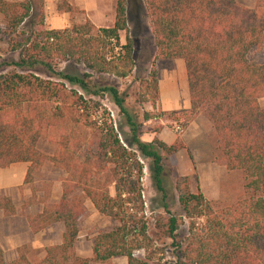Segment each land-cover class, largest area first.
I'll return each instance as SVG.
<instances>
[{
	"label": "trees",
	"instance_id": "16d2710c",
	"mask_svg": "<svg viewBox=\"0 0 264 264\" xmlns=\"http://www.w3.org/2000/svg\"><path fill=\"white\" fill-rule=\"evenodd\" d=\"M42 2L0 0L4 24L0 34L6 37L8 53L17 54L14 62L0 64V168L28 164L23 184L31 182L45 161L61 170L64 179L58 200L25 218L33 234L52 223H60L63 230L60 243L44 247L40 260H27L26 246H21L9 264H104L120 257L126 264H148L134 256L148 248L141 216L143 168L138 157L147 160L151 186L164 196L163 161L182 150V145L177 139L170 145L156 138L142 142L138 124L116 89L88 92L90 74L124 79L131 73L126 5L136 11L143 8L155 48L137 103L153 107L157 99L155 63L180 60L189 102V109L181 113L187 120L198 112L204 115L220 164L243 178L242 196L222 207L206 201L198 190L192 193L187 177L174 178L186 222L185 238L173 242L174 264H264V108L257 103L264 94V61L256 65L247 59L253 48L264 52V2L258 3L259 14L234 0H115L111 27L95 28L85 20L61 30L42 27ZM63 7L64 12H72L67 4ZM35 11L39 15L32 23ZM23 28L29 29V36L19 43L12 41ZM121 32L123 44L118 37ZM55 62L81 65L86 73L80 78L57 75L92 97L107 93L128 133L113 125L98 102L32 73L37 67L52 72ZM142 118L148 121L151 115L143 113ZM48 131L55 133L54 152L46 156L36 144ZM85 200L113 224L92 238L90 258L74 253L77 225L87 214ZM162 209L167 218L159 229L173 241L178 221L165 205ZM0 211L14 215L9 198L0 197ZM0 264H5L1 250Z\"/></svg>",
	"mask_w": 264,
	"mask_h": 264
},
{
	"label": "rangeland",
	"instance_id": "374dc122",
	"mask_svg": "<svg viewBox=\"0 0 264 264\" xmlns=\"http://www.w3.org/2000/svg\"><path fill=\"white\" fill-rule=\"evenodd\" d=\"M234 1L240 7L255 9L257 13H262L258 3L262 4L264 0ZM114 3L115 0H89V18L87 19L84 12L73 8H71L72 12L67 14V18L62 17L63 5L67 4L66 0H59L55 6L50 5L46 9L42 2V27L52 29L57 18L61 17L68 22V28L71 24H83L85 20L89 21L95 28H109L113 23ZM125 8L126 27L132 45L131 73L124 79H117L108 74H90L88 92L107 87L116 89L123 98L125 110L138 124L139 139L142 142H147L153 138L159 140V134L162 132L164 142H168L171 137H174L181 143L182 150L163 161L164 196L155 192L151 186L147 172V160L138 157L143 168L140 180L141 216L146 227L148 248L145 252H135L134 256L138 259H146L148 264H174L176 248L173 242L175 244L180 243L186 236V222L177 203V194L173 184L174 178L187 177L189 190L192 193H196L198 190L203 198L215 207L231 205L242 196L243 178L240 172L227 171L220 164V157L210 123L201 112L196 113L193 119L187 120V117L181 111L165 110L164 103L169 102L168 100L174 95L180 102L185 98L188 99L184 67L180 60L156 62L154 68L156 70L157 99L154 101L153 107L149 103H137L138 94L141 92V82L148 79L152 68L155 48L149 31V22L143 8L137 11L130 8L129 5H126ZM38 15L37 11L33 13L32 23L36 21ZM62 25L64 24L59 26ZM3 26L0 16L1 31ZM36 28L34 27L33 30H37ZM28 30L26 28L19 29L17 37L13 36L11 40L17 43L21 42L29 36ZM118 37L119 42L123 44L124 34L121 32ZM0 38L2 39L0 42V64L7 61L14 62L17 54H9L6 37L0 34ZM247 59L256 65H261L264 61V52L253 48L248 53ZM32 73L43 80L63 83L65 87L74 90L85 99L98 102L109 114L113 125L115 127L120 125L123 134L128 133L123 124V119L118 116L117 109L111 103L107 93H100V97H92L90 93H83L77 87L66 84L57 75L60 73L80 78L82 74L86 73L81 65L72 62H55V64H52V72L37 67L32 70ZM257 103L260 108H264V94L257 98ZM143 113L150 114V120L144 121L142 118ZM54 135V132L48 131L36 144L37 149L46 156L52 155L54 152L52 143V139L55 138ZM118 138L122 140V135L118 134ZM63 179L64 173L45 161L41 168L33 173L31 182L23 184L29 193V197L20 200V210L23 211L27 206L34 205L35 209L40 212L43 206H49L56 202L60 195V186ZM83 205L87 214L77 225L74 253L80 258H90L92 238L98 233L108 231L113 224L106 217L98 214L87 200L84 201ZM162 205H165L169 214L178 221L173 241L166 238L160 230L162 223L167 218ZM37 225H40L39 222H37ZM61 232L62 225L52 223L36 233L34 244L25 245L27 260L31 262L40 260L43 256L44 247L60 242ZM10 262L6 260L5 264ZM104 264H126V260L120 257Z\"/></svg>",
	"mask_w": 264,
	"mask_h": 264
},
{
	"label": "crops",
	"instance_id": "0c3cea01",
	"mask_svg": "<svg viewBox=\"0 0 264 264\" xmlns=\"http://www.w3.org/2000/svg\"><path fill=\"white\" fill-rule=\"evenodd\" d=\"M5 1L9 3H16L21 2L22 0ZM58 1L59 0H43L44 8L46 9V7L48 8V6L50 5L55 6ZM66 1L69 7L84 12L85 18H89V0ZM67 14L69 13L63 11L62 17L67 18ZM64 18H57L55 26L52 28V30H61V28H68V22ZM61 21H63L64 23ZM60 24L64 25L59 26ZM168 101L169 102L164 103L165 110L167 111H185L189 109V102L187 98L180 102L174 95ZM162 136L163 134L161 132L159 134V140L167 145H170L175 140L174 137H171L168 142H164ZM27 166L28 164L26 163H15L10 164L5 168H0V197L9 198L15 211L14 215L12 216H4L0 211V250L2 252L4 263L6 260L13 261L14 259H16L17 248L25 245H33L36 241V234H33L31 232L25 217H33L40 214L41 211H37L34 205L27 206L25 209H23V211L20 210V200L23 198L27 199V197H29V193L23 185Z\"/></svg>",
	"mask_w": 264,
	"mask_h": 264
}]
</instances>
